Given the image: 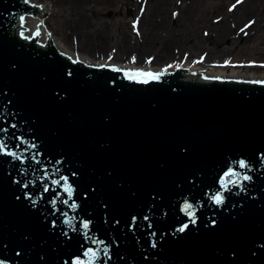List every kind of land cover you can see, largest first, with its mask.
<instances>
[{"label": "water", "instance_id": "95a60500", "mask_svg": "<svg viewBox=\"0 0 264 264\" xmlns=\"http://www.w3.org/2000/svg\"><path fill=\"white\" fill-rule=\"evenodd\" d=\"M51 12L0 0V140L21 157L0 154V264H87L105 247L97 264H264V81L186 67L140 83L158 71L84 62L21 25Z\"/></svg>", "mask_w": 264, "mask_h": 264}, {"label": "rangeland", "instance_id": "374dc122", "mask_svg": "<svg viewBox=\"0 0 264 264\" xmlns=\"http://www.w3.org/2000/svg\"><path fill=\"white\" fill-rule=\"evenodd\" d=\"M72 1L64 4L61 0H37L38 3H47L52 10L46 19L47 29L56 37L67 41L75 53H88L96 59L103 56L117 64L141 66L152 63L158 67H173L189 62L191 65L209 66L217 70L226 65L236 69L250 68L248 72L251 76H254L251 73H256L258 77L262 76L261 73L264 74V35L248 37L254 31L250 29L251 26L254 28L260 25L262 17L258 18L257 15L264 12V0L258 1V13H245L238 19L232 16L231 20L237 23L235 27L239 25L238 29H243L241 38L235 39L225 34L226 37L218 42L214 41L217 39L216 30L212 32L211 29L214 30L218 28V24L225 23V18L235 13L239 4L248 0H241L240 3H237V0H208L201 8L211 9L203 13L205 18L198 24L187 19L178 22L181 12L191 6L192 0H166L163 3L165 6L167 4L168 13L162 11V15H153L150 10L148 12L147 6L151 0H78L77 6H74ZM165 14L167 19L163 22ZM78 21L82 24L79 31L88 29L90 32L86 33L85 30L84 34L78 36L75 30ZM82 21H86V24ZM154 22L159 26L162 22L163 27L157 32L149 27ZM172 37L175 41L169 44V51L167 49L161 53L159 59L156 58L161 48L168 47L166 43H169ZM180 37L184 38L183 42ZM198 38L203 41L200 42ZM247 38H250L248 42L244 40ZM148 39L152 42L148 43ZM81 42L84 45L87 42L89 44L83 49ZM92 42H102L103 46L101 48L98 44L91 45ZM257 46L260 51L253 52V48ZM183 57L185 59L181 61Z\"/></svg>", "mask_w": 264, "mask_h": 264}, {"label": "bare ground", "instance_id": "6f19581e", "mask_svg": "<svg viewBox=\"0 0 264 264\" xmlns=\"http://www.w3.org/2000/svg\"><path fill=\"white\" fill-rule=\"evenodd\" d=\"M32 1H36V0H32ZM77 1L78 0H73L72 1V4L74 6H77L78 5L77 4ZM164 1H166V0H151L150 3L148 2V6H147L148 7L147 8L148 9V12H149V10L152 11L153 12V15L156 14V13L161 14L162 11H165V13H168L167 4L165 6L164 3H163ZM192 1H193V3H196V4L193 5V3H192L191 6L188 9H186V11L184 9L181 12V16L179 17V19H178L179 21L178 22H180L182 19H185V21L187 19L190 22H195V24H198L199 22H201L205 18L203 13L208 12L211 9V7H209L208 9H205V10H203L201 8L202 5L204 3H206L208 0H192ZM258 1L259 0H248V2L246 1L245 3L243 2V3L239 4V7L235 10V13H233L230 16H227L225 18V21H226L225 23L218 24L216 26L218 28H215L214 30L211 29L212 32H214L216 30L215 32L217 34V39H215L214 41L215 42H218V41L224 39L226 37L225 34L226 35L233 36L235 39L236 38H241L243 36L244 32L243 31H240L238 29V26L239 25H237V27H235V25L237 23L235 24L231 20L232 19V16H235L238 19L239 16L245 15V13L246 14H248L249 12L250 13H255V14L258 13L259 12V11H257V10H259ZM61 2H64V4H66V3H69L70 0H61ZM220 6H222V5H220ZM259 16L262 17V19L259 21L260 22V25H257V27H254V28H253V25L251 26L250 29L252 31L253 30L254 31L251 33V36H248L250 38L251 37L254 38L255 35H257V34H260V36L264 35V12L259 13V15H257V17L259 18ZM166 19H167V15L165 14V19L163 20V22H165ZM227 21H229V22H227ZM26 22H27V26L29 27V29L26 31L28 34L31 35L32 33H36L37 30H39L40 33H43V36H42V40L41 41L43 42V41H46L47 40L48 29L46 28L45 25H42L41 26L40 23H39V20L37 18H32V17L31 18H28L26 20ZM82 23L85 25L86 24V21H82ZM159 24H160V26L158 25V23H155L154 22L149 27L152 28V30L154 32L155 31L157 32L158 30H160L161 27H163L162 26V22H160ZM81 25L82 24L78 21V23L76 25V28H75L76 33H78V36H81L82 33L84 34V31L85 30H86V33H89L90 32V30H88V29H85V30L83 29L84 30L83 32L79 31L78 29H79V26H81ZM105 26H107V24ZM150 28H148V30H150ZM96 31H98V30H96ZM96 31H94V32L96 33ZM53 36H55V35L52 34V37ZM250 38H247V40L246 39H244V40L248 42V40H250ZM182 40H184V38L180 37V41H182ZM174 41H175V38L172 37L169 40V43H166L168 47L167 48H164V49L161 48L158 51L159 56H157L156 58L159 59V57L161 56V53L166 52L167 49L169 51V49H170L169 44L172 43V42H174ZM187 41L189 42L190 40H187ZM193 41H194V39H193ZM199 41L201 42V41H203V39H199ZM55 42H59V49L61 51H63V52H65V51L71 52L74 58H76V57L77 58H83V60L85 62H88L90 64H96V65H98V64H108V63L109 64H114V63L116 64L117 63L115 61H111L110 59L107 60L103 56H100V58H97L96 59V57H93L92 55H90L88 53H83V52L82 53H79V54L77 52L75 53L71 49V47L69 46V44H68L67 41H65V40H63L61 38H58L56 36H55ZM147 42L150 43V42H152V40L151 39H148ZM234 43L235 42H232V44H234ZM87 44H89V42H87L86 45ZM94 44H98L99 47H101V48L103 46V43L102 42H97V43L92 42L91 45H94ZM86 45H84V43L81 42V46H82L83 49L85 48ZM194 45L196 46L197 44L195 43ZM258 51H260V47L259 46H257L256 48H253V52H256L257 53ZM183 59H185V57H183L181 59V61ZM122 65L130 66L131 64L130 65L129 64H122ZM141 65L142 66H149V67L153 66L152 63L151 64H148V65H145V64H141ZM133 66H139V65H133ZM180 66H182V67H184V66L185 67H189L190 68V72H192V73H195V72H204V76H207L208 78H211V79H215L216 77H220V78H225L226 79L227 77H230V78H237V79L239 78L240 80L241 79H244V80L254 79V80H258L259 81L260 79H263L264 78V76H263L264 74L263 73H261L260 75H262V76H259V77H258V75L256 73H251L252 75H254V76H251L250 73L248 72V69H250V68H248V69L237 68L236 69V68H231V66L226 65L225 67H222V68H220V69L217 70V69H214L213 67H209V66H205L204 67L202 65H196V64L191 65L189 62L180 63Z\"/></svg>", "mask_w": 264, "mask_h": 264}, {"label": "snow or ice", "instance_id": "6c2138e0", "mask_svg": "<svg viewBox=\"0 0 264 264\" xmlns=\"http://www.w3.org/2000/svg\"><path fill=\"white\" fill-rule=\"evenodd\" d=\"M240 2H241V0H237V3H240ZM233 7H235V5H233ZM24 20H25V17L24 16H21L20 17L21 25H23ZM246 27H247V25H246ZM242 31H243V29H242ZM35 35L36 36H39L40 35L39 30H37V32L35 33ZM20 36L23 37V38H25V39L28 38V37L25 36L24 31H21L20 32ZM133 60H135V57H133ZM169 67H171V66H169ZM117 70H119V69H117ZM165 72H166V70L161 71V72H157V73H154V72H143V71H141V72H138L136 75H130L128 78L131 79V80H137V76H142V77H146V78L145 79L137 80V82H140V83H149L150 81H158L165 74ZM70 74L71 73H69V75ZM0 154L9 155V156H13L14 158L21 159V157L18 156L15 151L8 150L7 149V146L5 145V143L2 140H0ZM33 158H35V157H33ZM239 167L241 169H244V168H247L248 165L246 164V162L244 160H241V161H239ZM225 177L228 179V183H231V184H236L238 182L242 183L243 181H248V180L251 179L250 176H248L246 174H244V175L241 176L239 173L235 172L232 169H230L225 174ZM232 177H237L238 179L237 180H233V179H231ZM61 179L64 181V184L62 185L63 190L68 194L69 197H71L73 195L74 189L68 183V177L67 176H64ZM52 183L55 184V185H60L61 184V180L60 179H57V180L52 181ZM220 183L224 187V189L227 190L228 183L225 182V179H222L220 181ZM23 186L25 188H27L28 187V184L25 183ZM44 190L45 191H48L49 189L47 187H45ZM26 197H28V194H26ZM224 199L225 198H224V196H223L222 193H217L214 196H212V200L217 205H221L224 202ZM65 203H67V201H65ZM71 207L73 209H75L77 207V205L75 203H73L71 205ZM183 211L189 216V218H190L189 222L191 224H195L196 223V214H195V211L193 210V205L191 203H185L183 205ZM67 223H71V221H67ZM213 223H214V221H213ZM88 227H89V223L88 222H84L83 223V228L84 229H87ZM188 227H189V224L186 223L182 227L179 228V231L180 232H184L185 230H187ZM96 243L97 244H102L103 242L96 241ZM101 251H103L105 257H108V250H107L106 247L104 249L97 248L96 250L89 249L87 252H85L84 255H85L86 258H88L87 259V264H97V261L100 259L99 253ZM76 264H85V261L78 260V261H76Z\"/></svg>", "mask_w": 264, "mask_h": 264}]
</instances>
